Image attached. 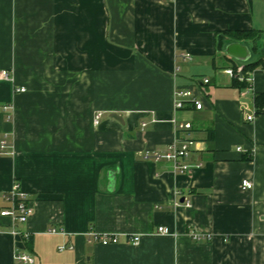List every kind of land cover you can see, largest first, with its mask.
Wrapping results in <instances>:
<instances>
[{
  "label": "crops",
  "instance_id": "obj_1",
  "mask_svg": "<svg viewBox=\"0 0 264 264\" xmlns=\"http://www.w3.org/2000/svg\"><path fill=\"white\" fill-rule=\"evenodd\" d=\"M252 29L257 42H218ZM232 42L248 46L247 61L225 52ZM261 49L264 0H0V70L11 74L0 80V140L10 144L0 209L15 184L34 206L22 235L0 231V264H264ZM260 58L236 86L226 69ZM181 88L203 107L176 110ZM182 120L198 141L188 162L201 164L185 173L152 157L187 137ZM92 230L120 240L103 245Z\"/></svg>",
  "mask_w": 264,
  "mask_h": 264
},
{
  "label": "built area",
  "instance_id": "obj_2",
  "mask_svg": "<svg viewBox=\"0 0 264 264\" xmlns=\"http://www.w3.org/2000/svg\"><path fill=\"white\" fill-rule=\"evenodd\" d=\"M241 70L234 71L233 68L226 69V72L233 76L238 77L241 80L244 79V77L241 74ZM240 73V76H239ZM11 74L8 70H0V80H10ZM204 82H209V79L206 78ZM15 93H21L26 91V87H14ZM193 104L197 109H201L203 107V104L200 100L197 98V94L190 88H181L177 89L175 91V100H174V107L176 110H183L187 109L189 105ZM10 108H12L11 104L5 105L4 109L7 111ZM102 113H98L95 118V123H99V119L101 117ZM11 118V114H8V119ZM254 118V115H248L247 119L251 121ZM143 126L146 125L144 122L142 124ZM176 128L180 132H186L187 137L180 139L178 141H175L171 143L167 150L160 154V153H153L152 157L156 161H159L161 159H165L167 161L172 162L174 171L179 173H185L190 171L194 167H200L201 164H190L188 160L190 159L194 149L197 148L198 141L191 137V131H192V123L187 120L179 121L176 124ZM10 148V144L8 142L7 136H4L0 140V155L9 153L8 149ZM148 155V153H147ZM254 186L253 182L250 179H243L242 180V189L249 190L252 189ZM7 200L9 201V206L5 208L0 209V217L2 218H8L12 225L10 229H3L0 226V231H7L13 235H22V231L19 228V224H25L29 221V219L34 214V206L32 200L29 198L27 193L23 191L19 184H15L13 188L8 192L7 194ZM186 205L190 206L191 203L189 201H186ZM59 231L56 228H51L49 230V233H58ZM158 233L163 235H169L171 234L168 227L165 226H159L158 227ZM91 238L95 241L100 242L103 245H109V244H115L119 242V235L117 234H99L95 231L89 232ZM24 236L29 237V234L23 233ZM197 239H200L197 235H195ZM141 236L140 235H131L128 237V241L132 244H138L140 242ZM66 245H62L59 248L62 250L66 248ZM16 260L21 263H33L34 259L29 256L26 253L18 252L16 253Z\"/></svg>",
  "mask_w": 264,
  "mask_h": 264
},
{
  "label": "trees",
  "instance_id": "obj_3",
  "mask_svg": "<svg viewBox=\"0 0 264 264\" xmlns=\"http://www.w3.org/2000/svg\"><path fill=\"white\" fill-rule=\"evenodd\" d=\"M261 31L252 29V30H236V31H230V32H223L218 34V42L220 45H222L223 40H253V41H258L262 37ZM256 50L258 49L257 46L255 48ZM262 58L259 60L250 63L248 65H245L242 70L241 74L244 77L243 80H241L238 77H235V82L234 84L238 86L239 88H244L247 86V82L245 80L247 74L249 71L254 70L261 64ZM234 71H237V67H233ZM240 76V73H239ZM255 106H256V112L258 114L264 113V93H259L255 95Z\"/></svg>",
  "mask_w": 264,
  "mask_h": 264
},
{
  "label": "water",
  "instance_id": "obj_4",
  "mask_svg": "<svg viewBox=\"0 0 264 264\" xmlns=\"http://www.w3.org/2000/svg\"><path fill=\"white\" fill-rule=\"evenodd\" d=\"M225 52L229 56L238 59L240 61H247L250 58V54H251V51L248 49V46L243 45L239 42H232L227 44V46L225 47ZM112 117H114L120 122H124L122 116L117 113H113Z\"/></svg>",
  "mask_w": 264,
  "mask_h": 264
},
{
  "label": "rangeland",
  "instance_id": "obj_5",
  "mask_svg": "<svg viewBox=\"0 0 264 264\" xmlns=\"http://www.w3.org/2000/svg\"><path fill=\"white\" fill-rule=\"evenodd\" d=\"M260 51H262L264 53V49L263 50L261 49Z\"/></svg>",
  "mask_w": 264,
  "mask_h": 264
}]
</instances>
